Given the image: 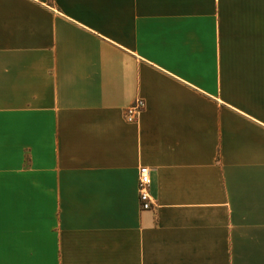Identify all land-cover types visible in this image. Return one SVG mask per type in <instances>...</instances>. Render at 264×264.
<instances>
[{"label":"crops","instance_id":"0c3cea01","mask_svg":"<svg viewBox=\"0 0 264 264\" xmlns=\"http://www.w3.org/2000/svg\"><path fill=\"white\" fill-rule=\"evenodd\" d=\"M0 264H264V0H0Z\"/></svg>","mask_w":264,"mask_h":264},{"label":"built area","instance_id":"2783aa9c","mask_svg":"<svg viewBox=\"0 0 264 264\" xmlns=\"http://www.w3.org/2000/svg\"><path fill=\"white\" fill-rule=\"evenodd\" d=\"M145 109V103L141 99H136L132 105L126 109L125 118L128 123H137L140 115ZM148 167H141L138 170V195L139 202L143 210H152L154 203L150 195L151 175Z\"/></svg>","mask_w":264,"mask_h":264}]
</instances>
